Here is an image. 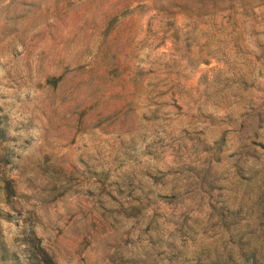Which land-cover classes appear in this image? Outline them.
Masks as SVG:
<instances>
[{
	"label": "rangeland",
	"instance_id": "rangeland-1",
	"mask_svg": "<svg viewBox=\"0 0 264 264\" xmlns=\"http://www.w3.org/2000/svg\"><path fill=\"white\" fill-rule=\"evenodd\" d=\"M0 264H264V0H0Z\"/></svg>",
	"mask_w": 264,
	"mask_h": 264
},
{
	"label": "trees",
	"instance_id": "trees-1",
	"mask_svg": "<svg viewBox=\"0 0 264 264\" xmlns=\"http://www.w3.org/2000/svg\"><path fill=\"white\" fill-rule=\"evenodd\" d=\"M0 139H1L2 141L5 140L4 130H3L1 127H0Z\"/></svg>",
	"mask_w": 264,
	"mask_h": 264
}]
</instances>
